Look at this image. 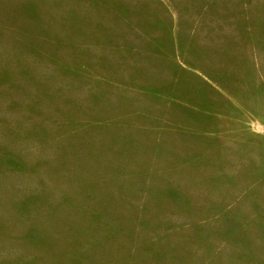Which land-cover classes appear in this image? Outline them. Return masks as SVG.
I'll list each match as a JSON object with an SVG mask.
<instances>
[{
    "label": "rangeland",
    "instance_id": "rangeland-1",
    "mask_svg": "<svg viewBox=\"0 0 264 264\" xmlns=\"http://www.w3.org/2000/svg\"><path fill=\"white\" fill-rule=\"evenodd\" d=\"M0 264H264V0H0Z\"/></svg>",
    "mask_w": 264,
    "mask_h": 264
}]
</instances>
